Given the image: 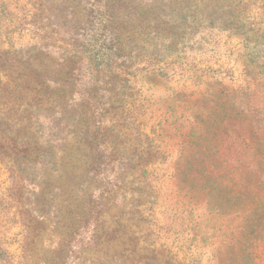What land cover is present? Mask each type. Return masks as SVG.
<instances>
[{"label": "trees", "instance_id": "obj_1", "mask_svg": "<svg viewBox=\"0 0 264 264\" xmlns=\"http://www.w3.org/2000/svg\"><path fill=\"white\" fill-rule=\"evenodd\" d=\"M40 1L39 16L29 23L44 31L38 17L57 13L51 26L58 29L60 23L67 34L65 48L58 49L60 61L46 66L47 61L36 63L33 55L26 60L0 55V76L5 78L0 80V105L6 108L0 111V154L10 166V187L0 206L6 205L4 214L15 208V223L26 235L27 262L22 264L33 260L26 251L36 237L43 241L59 226L63 214L56 197L42 202L40 194L57 189L61 160L79 152L87 166L78 177L70 173L69 180L78 178L75 187L58 197L71 200L65 216H72V227L57 235L55 244L50 242L53 235L47 238L44 245L52 249V257L44 264H179L174 242H161V194L156 168L150 170L158 162L165 164L166 157L147 133V100L132 70L144 64L139 71L147 79L170 78L168 69L183 70L190 63L183 40L199 28L205 31L202 41L212 39L214 30L241 31L237 9L242 0ZM262 35L242 38L251 42ZM193 68L200 77L215 71ZM239 94L252 120L224 110L221 121L208 125L211 148L201 156L204 162L212 160L208 174L201 171L203 178L197 179L186 162L171 176L186 187L197 179L199 188L215 193L225 184L218 180L232 184L222 202L236 204L238 195L244 215L240 223L253 226L262 221L256 219L264 210V109L254 111L250 101L258 95L264 102V77ZM244 253V264H257L252 252Z\"/></svg>", "mask_w": 264, "mask_h": 264}, {"label": "rangeland", "instance_id": "obj_2", "mask_svg": "<svg viewBox=\"0 0 264 264\" xmlns=\"http://www.w3.org/2000/svg\"><path fill=\"white\" fill-rule=\"evenodd\" d=\"M227 1L230 3L232 0ZM52 2L54 5L60 4L57 0H49L48 3ZM40 3V0H0V55L3 53L12 57L18 54L24 60L33 55L36 56L33 58L36 63L40 58L47 61L46 66L60 61L58 49L62 51L65 48L67 34L60 23L58 29L51 26L57 21V13L43 12L38 17V22L47 27L44 31L36 30L29 23L34 15L39 16L37 6ZM237 11L241 31L214 30L217 34L212 39L202 41L201 34L205 31L201 28L192 30L190 37L183 40L190 63L183 70L168 69L170 78H143L139 70L144 64L136 66L138 70H132L138 76L136 85L140 95L147 100V133L157 140L166 157L165 164L158 162L150 170L156 168V186L161 194L157 209L158 218L162 221L160 225L164 226L160 231L161 242H174L173 253L177 254L179 264H244V252H252L256 263L264 264V210H259L262 214L256 219L262 221L253 226L244 225L240 223L244 215L237 205L239 196L236 195L234 199L236 204L227 206L226 201L222 202L223 197H229L227 191L232 184L218 180V184H225L220 186L219 193H215L211 188H199L202 184L197 180L203 178L201 171L208 174L207 168L212 164V160L204 162L201 158L211 148L212 142L209 143L208 138L211 131L208 129L206 133L208 125L221 121L224 110L233 115L238 113L240 120L247 121L248 118L250 122L252 117L242 108L245 101L240 99L242 95L239 92L248 83L253 86L254 81L264 77V0H242ZM260 32L263 35L251 42L242 38ZM206 66L215 71H211L207 77H200L199 72L192 73L193 67L204 69ZM0 80L5 82L4 76L1 75ZM250 104L254 111L264 109V102L258 95L252 98ZM5 109L0 105V111ZM223 137V132L219 131L218 138L223 141ZM186 162L193 165L192 170L197 178L187 187L179 178L171 176L178 164L184 165ZM61 165V177L55 183L57 189L53 194H47V189L40 194L42 202L46 197L50 200L55 196L54 203L59 205L63 214L55 232L49 235H53L50 237L53 244L58 236L72 227V216H65L71 200L67 203L58 197L60 194L64 197L69 189L75 187L74 181L78 178L69 180V175L72 172L78 177L87 163L83 153L79 152L71 159L63 158ZM9 167L8 160L0 154V203L6 188L10 187ZM71 197L68 195V198ZM5 207V204L0 206V264H22L27 262L23 259L26 235L20 232L19 224L15 223V208L9 214H4ZM78 207L76 204L72 208ZM43 236L41 233L40 237ZM49 237L43 238V241L36 237V242L29 246L26 252L33 258L28 261L29 264H44L51 259L52 249L44 245Z\"/></svg>", "mask_w": 264, "mask_h": 264}]
</instances>
